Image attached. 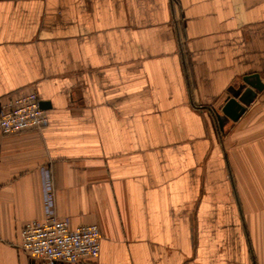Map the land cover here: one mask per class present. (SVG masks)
I'll list each match as a JSON object with an SVG mask.
<instances>
[{
    "label": "crops",
    "instance_id": "1",
    "mask_svg": "<svg viewBox=\"0 0 264 264\" xmlns=\"http://www.w3.org/2000/svg\"><path fill=\"white\" fill-rule=\"evenodd\" d=\"M253 73L264 0H0V104L32 89L48 117L0 131V264H50L19 248L42 165L56 215L100 230L76 264H264V88L213 112Z\"/></svg>",
    "mask_w": 264,
    "mask_h": 264
},
{
    "label": "built area",
    "instance_id": "2",
    "mask_svg": "<svg viewBox=\"0 0 264 264\" xmlns=\"http://www.w3.org/2000/svg\"><path fill=\"white\" fill-rule=\"evenodd\" d=\"M48 117L40 106L35 90L16 93L0 104V131L13 134L41 130ZM40 168L43 218L26 221L20 229L19 248L28 256L53 264L81 263L95 259L100 247V230L96 224L71 228L66 218L55 213V192L49 167Z\"/></svg>",
    "mask_w": 264,
    "mask_h": 264
},
{
    "label": "water",
    "instance_id": "3",
    "mask_svg": "<svg viewBox=\"0 0 264 264\" xmlns=\"http://www.w3.org/2000/svg\"><path fill=\"white\" fill-rule=\"evenodd\" d=\"M257 73L247 74L242 77L237 88H231L218 110H214L215 121L223 132L227 120L236 121L246 110L247 106L256 98L264 88L263 82ZM41 108H45V102H40Z\"/></svg>",
    "mask_w": 264,
    "mask_h": 264
}]
</instances>
